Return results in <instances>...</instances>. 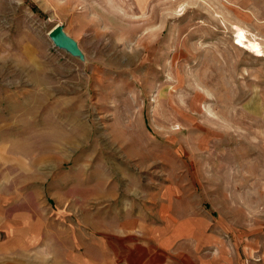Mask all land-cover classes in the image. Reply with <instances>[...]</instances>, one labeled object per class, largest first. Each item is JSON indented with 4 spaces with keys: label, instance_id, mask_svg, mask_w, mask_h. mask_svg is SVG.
Returning a JSON list of instances; mask_svg holds the SVG:
<instances>
[{
    "label": "rangeland",
    "instance_id": "374dc122",
    "mask_svg": "<svg viewBox=\"0 0 264 264\" xmlns=\"http://www.w3.org/2000/svg\"><path fill=\"white\" fill-rule=\"evenodd\" d=\"M167 190L264 258V0H0V263L92 258Z\"/></svg>",
    "mask_w": 264,
    "mask_h": 264
},
{
    "label": "crops",
    "instance_id": "0c3cea01",
    "mask_svg": "<svg viewBox=\"0 0 264 264\" xmlns=\"http://www.w3.org/2000/svg\"><path fill=\"white\" fill-rule=\"evenodd\" d=\"M173 195L167 190L157 202L158 223L121 225L118 234L92 244V258L78 255L73 264H264L250 231L222 217L181 212ZM25 239L31 244L37 237Z\"/></svg>",
    "mask_w": 264,
    "mask_h": 264
},
{
    "label": "water",
    "instance_id": "95a60500",
    "mask_svg": "<svg viewBox=\"0 0 264 264\" xmlns=\"http://www.w3.org/2000/svg\"><path fill=\"white\" fill-rule=\"evenodd\" d=\"M48 37L56 48L65 50L72 57L82 56L78 44L64 32L61 26L54 27Z\"/></svg>",
    "mask_w": 264,
    "mask_h": 264
},
{
    "label": "bare ground",
    "instance_id": "6f19581e",
    "mask_svg": "<svg viewBox=\"0 0 264 264\" xmlns=\"http://www.w3.org/2000/svg\"><path fill=\"white\" fill-rule=\"evenodd\" d=\"M237 44H238V45H241V47H243V48H244V47H247V46L244 45V43H242V42H238Z\"/></svg>",
    "mask_w": 264,
    "mask_h": 264
}]
</instances>
